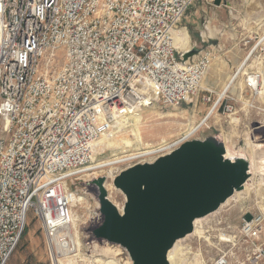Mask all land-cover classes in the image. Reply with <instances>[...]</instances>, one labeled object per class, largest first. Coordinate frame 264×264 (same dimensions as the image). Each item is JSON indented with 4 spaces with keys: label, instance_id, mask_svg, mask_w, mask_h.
I'll return each instance as SVG.
<instances>
[{
    "label": "built area",
    "instance_id": "1",
    "mask_svg": "<svg viewBox=\"0 0 264 264\" xmlns=\"http://www.w3.org/2000/svg\"><path fill=\"white\" fill-rule=\"evenodd\" d=\"M196 1L0 0V264L15 251L30 212L43 230L49 263L58 264L69 249L65 234L77 195L71 184L94 171L93 145L120 116L194 103L212 56L204 50L183 59L173 33ZM262 75L257 69L246 77L251 94H259ZM237 103L224 95L215 111L234 116ZM189 139L114 164L133 162L110 170V184L123 169ZM250 215L236 231L219 212L201 225L209 236L218 227L211 264H232L238 247L240 264L262 261V215Z\"/></svg>",
    "mask_w": 264,
    "mask_h": 264
},
{
    "label": "rangeland",
    "instance_id": "2",
    "mask_svg": "<svg viewBox=\"0 0 264 264\" xmlns=\"http://www.w3.org/2000/svg\"><path fill=\"white\" fill-rule=\"evenodd\" d=\"M241 1L219 0V4H216L215 0L213 4L204 3L205 10H207L206 7L212 8L216 6L212 14L213 20L210 21V26L205 28L208 31L209 37L212 38L209 43H202L200 41V34L197 36L199 40H195L194 36L198 30L205 31L204 27L208 25L207 20H204V14L202 13L204 8L201 3L195 4L186 13V15L196 13L194 22L190 23L191 27L185 25V18L181 20L178 26L180 29V36L177 41L178 49L182 29L186 28L192 44L191 50H197V54L204 49L209 51L212 56L210 67L202 80V85L200 86L197 98L194 99V103L192 105L183 104L177 108H163L160 106L144 108L138 112L137 121L130 117L127 122L119 121L115 123L113 129L108 132L109 134L104 135L98 140L96 144L97 155L94 162L111 160L118 155H122V153H133V150L138 147L153 148L182 138L188 126L197 125L207 116L229 76L243 62L245 63H243L245 74H239L233 86L225 94L233 95L237 98L238 110L236 114L227 117L219 108L217 112L215 111L208 118L206 122L208 127L202 126L189 140L204 139L208 136H219L224 140L223 137L227 136L226 145L232 148L230 151L232 153L246 154L248 157L249 153L246 145L250 144L249 142L264 144V38H262L263 33H261L264 28L260 26L255 29V38L252 36L254 33L250 24L251 12L262 13L264 0H249L248 6L239 7L240 15L236 19H232L228 4L241 3ZM257 69H262L261 71H263L262 82L256 90L259 94L253 95L245 88L244 83L249 72ZM208 98L209 101H207ZM233 119H237V121L233 122ZM105 139L108 141L103 142ZM131 163L133 162L112 165L87 172L79 176L78 180L71 184L76 194L81 197L84 196L83 201H85L72 208L73 212L78 215L75 230L81 243L79 260L82 259V261L80 260V262L77 259V264H81L82 262V264H102L103 261H108V258L106 259L107 256L103 255V253L101 254L99 250L112 245L93 239L90 231L95 226L96 218L100 217V213H97L99 212V205H97L95 186L91 183L95 178L104 177V186L103 184L102 186L107 194L108 191L105 184L111 183L108 177L109 171L113 170L116 166L117 168H122ZM252 165L253 163L251 162ZM249 179L254 181V188L248 194H242L240 197L230 201L216 213L219 212L220 215L226 218L225 225H229L233 231L239 228L241 218H244L245 214H261L262 222L259 242L264 245V201L262 198L264 192L262 194L263 188L261 186L258 187L260 178L254 172L252 173L251 171ZM120 193L114 190L111 194L113 198L111 202H114L113 204L118 209L122 208L123 204V195ZM216 213L214 212L208 218L206 217L201 225L214 217ZM201 225L199 229L204 233ZM216 228L218 227L212 226L213 231L210 232V236L203 234V238H199L197 235H190L178 240L181 241L179 246L183 248L184 253L181 257L187 259V264H211L214 261L218 252L216 249L218 248L216 244L218 240H216V237L212 233L215 232ZM94 245L97 249L95 255L92 253ZM180 252L182 253L179 248L177 256L181 254ZM243 259L244 253L242 249L239 247L235 248L232 264H240ZM6 264H50L43 230L38 218L31 212L28 215L27 225L20 237L19 243ZM259 264H264V258Z\"/></svg>",
    "mask_w": 264,
    "mask_h": 264
},
{
    "label": "water",
    "instance_id": "3",
    "mask_svg": "<svg viewBox=\"0 0 264 264\" xmlns=\"http://www.w3.org/2000/svg\"><path fill=\"white\" fill-rule=\"evenodd\" d=\"M219 4V0H216ZM197 50L185 53L183 59ZM251 175L246 154L228 153L219 136L192 139L152 162L123 169L112 181L122 193L119 210L95 178L100 222L91 228L93 239L120 247L131 264H169L174 244L193 232L194 221L216 212ZM250 214L244 220L249 221Z\"/></svg>",
    "mask_w": 264,
    "mask_h": 264
},
{
    "label": "bare ground",
    "instance_id": "4",
    "mask_svg": "<svg viewBox=\"0 0 264 264\" xmlns=\"http://www.w3.org/2000/svg\"><path fill=\"white\" fill-rule=\"evenodd\" d=\"M179 32H180V29L178 28L173 33L174 44L176 45V47H177L178 38L180 36V33ZM185 51L188 52L189 50H185ZM243 63H241L240 65H238L233 70L232 74L229 76V79L227 80V82L222 87L221 92L218 93V95H217L218 98L214 102V104L212 105V107L209 110L207 116H205L201 120V122H199L197 125L188 126L187 129L185 130V132H184V134H183V136H182L181 139H188V138L193 137L202 128L203 124L206 121H208V118L210 117V115H212L214 113L215 106L217 105V102L219 101V99H221L227 93V91L233 86L234 81L237 79V77L239 76V74H241V73L242 74H245L244 73V69H243L245 63L244 64ZM137 115H138V112L126 113L125 115L120 116L116 120V122H114V124L117 123V122H119V121L120 122H127L128 118H130V117L131 118H134L135 121H137V119H136L137 118ZM236 121H237V119H233V122H236ZM106 134H109V133H106ZM106 134H103L98 140H100ZM223 138H224L225 143H227L228 137L227 136H224ZM98 140L93 145L94 148H95V151H97L96 150V144H97ZM107 141L108 140L105 139L103 142H107ZM249 143L250 144H247L246 146L248 147L247 150H248V153H249L250 160L253 163V165L251 166V171H252V173L254 172L255 175L260 178V181L258 183V187L261 186L263 188V190H264V178H263V176H264V144H255V143L253 144V142H249ZM226 147H227V145H226ZM230 149L232 150V148L227 147L228 153L231 154L232 151H230ZM133 151H134L133 153H129V154L128 153H126V154H123L122 153V155H118V156H116L115 158H113L111 160L103 161L101 163H96V164L92 165V168H90V170H96V169H100V168H103V167H108V166L114 165L116 163H123L125 161L132 160V159H135V158H138V157H142V156H148V155H150V154L153 153V150L151 149V147H149V148L148 147H146V148H139L138 147V148H135ZM251 179H249V180L246 181V183L244 184L243 190H241L239 192H235L234 195L232 197H230L224 204H222L219 209H221L223 206H225L226 204H228L230 201L234 200L235 198L240 197L242 194H248V192H250L254 188V184H255L254 181L251 180ZM105 185H106V190L108 191V193H107L108 194V197L107 198L111 201L113 199L112 198V195H111L112 194V191H114V190L115 191H118V190L114 189L111 184H107L106 183ZM103 186H104V182H103ZM263 190H262V194L264 192ZM83 197H81L79 195H75V197L73 199V202H72V205H71L72 208L74 206L76 207L77 204H82L81 202L83 201ZM262 198H263V201H264V195H263ZM83 202H85V201H83ZM97 205H99V204H97ZM95 208H96V206H95ZM119 209L121 210V207ZM97 213H99V212H97ZM69 216H70L71 224L69 226V230L65 234L66 236H68L69 240L66 241V243L64 244V246H67L69 249H67V251L61 257H59V259L57 260L58 264H77L76 261H77V259L79 260V257H80V254H81L80 253L81 243H80V240H79L77 231L75 230V227H76L77 222H78V215L76 213H74L73 210L71 209ZM209 216H207V218ZM205 218H203V219H197V220L194 221V228H193V232H192L191 236L192 235H197L199 238H203V234L204 233L199 228H200L201 223L205 220ZM186 237H188V236H186ZM180 242L181 241H177L174 244L173 248L168 252V254H167V260H168L169 264H187L188 263L187 262V259H183L185 257H181V255L184 254V253H183V248H181L179 246V243ZM179 248L182 251V253L180 252L181 254L179 256H177V254L179 253ZM92 251H93L92 253L95 255V252H97V249H96V246L95 245H94V248H93ZM99 252L101 254L103 253V255L107 256L106 259L108 258V261L107 260L105 262L103 261L102 264H131L130 259L127 256V254L122 249H120L118 246H113L112 245V246H108L106 248H101L99 250ZM88 258H90V257H88ZM98 259H100V258H98ZM80 260L82 261V259H80ZM96 262H98V261H96Z\"/></svg>",
    "mask_w": 264,
    "mask_h": 264
},
{
    "label": "crops",
    "instance_id": "5",
    "mask_svg": "<svg viewBox=\"0 0 264 264\" xmlns=\"http://www.w3.org/2000/svg\"><path fill=\"white\" fill-rule=\"evenodd\" d=\"M248 2H249V0H242L241 1V3H239V2H237L236 4L235 3H230V4H228L229 5V13H230V16L231 17H233L232 19H236V17L237 16H239L240 15V10H239V7H241V8H243V7H245V6H248ZM197 3H201V5H202V7L204 8V11L202 12L203 14H204V20H207V24L208 25H206L205 27H204V30H205V28L207 27V26H210V21H212L213 20V12L215 11L214 9H215V7L216 6H214V7H206L207 8V10H205V7H204V2L203 1H201V0H198V1H196L190 8H189V10L195 5V4H197ZM188 10V11H189ZM263 11H262V13H259V12H254V11H252L251 13V16H250V24H251V26H252V28H253V37H255L256 36V31H255V29L257 28V27H260L261 26V28H264V9H262ZM187 11V12H188ZM201 11H202V9H201ZM248 11H249V9H248ZM186 12V13H187ZM234 12H236V14H234ZM208 14H210V15H208ZM260 14H261V17H260ZM195 15H196V13H190V14H188V15H186L185 14V16L183 17V19L185 18L186 19V22H185V25L186 26H189V27H191V22H194V17H195ZM261 33H263V35H262V38H264V30L262 29V31H261ZM199 34H200V41L202 42V43H209V41H211L212 40V38L211 37H209V35H208V31H207V29L205 30V31H202V30H198L197 31V33L194 35L195 36V40H199L198 39V37L197 36H199ZM256 38V37H255ZM191 48H192V44H191V42H190V39H189V35H188V33H187V29L186 28H183L182 29V36H181V40H180V44H179V50H191ZM202 51H204V49H202Z\"/></svg>",
    "mask_w": 264,
    "mask_h": 264
}]
</instances>
